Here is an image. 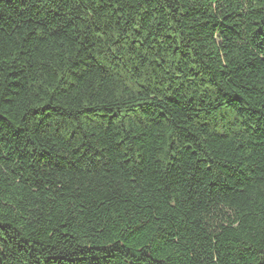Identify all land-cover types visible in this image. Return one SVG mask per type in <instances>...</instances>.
I'll return each instance as SVG.
<instances>
[{
	"label": "trees",
	"instance_id": "1",
	"mask_svg": "<svg viewBox=\"0 0 264 264\" xmlns=\"http://www.w3.org/2000/svg\"><path fill=\"white\" fill-rule=\"evenodd\" d=\"M0 264H264V0H0Z\"/></svg>",
	"mask_w": 264,
	"mask_h": 264
}]
</instances>
